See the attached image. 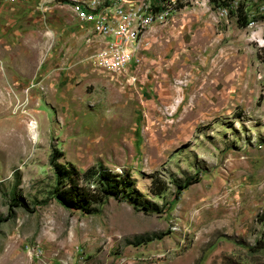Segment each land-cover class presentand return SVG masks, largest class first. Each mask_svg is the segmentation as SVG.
<instances>
[{
  "label": "rangeland",
  "instance_id": "obj_1",
  "mask_svg": "<svg viewBox=\"0 0 264 264\" xmlns=\"http://www.w3.org/2000/svg\"><path fill=\"white\" fill-rule=\"evenodd\" d=\"M71 6L0 0V264H264V0L182 1L119 73L92 61L111 24L85 43ZM51 157L128 173L156 211L63 208Z\"/></svg>",
  "mask_w": 264,
  "mask_h": 264
},
{
  "label": "trees",
  "instance_id": "obj_2",
  "mask_svg": "<svg viewBox=\"0 0 264 264\" xmlns=\"http://www.w3.org/2000/svg\"><path fill=\"white\" fill-rule=\"evenodd\" d=\"M238 18L236 20L239 27H243L246 16L241 12L240 7L237 10ZM248 24V20L245 26ZM260 59L264 61V48L258 52ZM49 165L52 168L54 176V186L51 190L53 200L63 208L70 211H77L82 214H91L94 212V206L100 204L103 200L112 197L115 200L128 199L133 208L142 212L156 211L157 207L148 201H139V195L133 193L132 187L134 180L126 172L113 174L101 165L87 168L79 173L71 165H62L56 162L53 157L50 158ZM198 182V177L185 179L174 184L175 193L178 195L183 189ZM165 187L162 181L152 178L149 185V192L153 196H158L164 191ZM13 208L27 210V205L22 200L13 199ZM10 215H7V219Z\"/></svg>",
  "mask_w": 264,
  "mask_h": 264
},
{
  "label": "built area",
  "instance_id": "obj_3",
  "mask_svg": "<svg viewBox=\"0 0 264 264\" xmlns=\"http://www.w3.org/2000/svg\"><path fill=\"white\" fill-rule=\"evenodd\" d=\"M18 1V0H9ZM75 19L84 31L85 43L91 36H98V29L104 23H111V33L106 39H98L92 54L96 67L109 73L124 71L136 59L143 41H139V32H146L150 26H143V19H151V25L157 21L154 11L140 8V1L123 0V6L116 11H109V4L116 0H81V7H73ZM165 0H156L157 7ZM127 37H134V44H127Z\"/></svg>",
  "mask_w": 264,
  "mask_h": 264
},
{
  "label": "bare ground",
  "instance_id": "obj_4",
  "mask_svg": "<svg viewBox=\"0 0 264 264\" xmlns=\"http://www.w3.org/2000/svg\"><path fill=\"white\" fill-rule=\"evenodd\" d=\"M182 1L184 0H165L163 3L159 4V7H157L156 0H141L140 8H144V10L146 11H154V18L158 20L159 17H162L166 13L175 9ZM119 3H123V0H116V3H110L109 7H114L116 5H119ZM73 7H74V0H73ZM105 24H111V23H104L102 27H104ZM143 26H151V19H143ZM145 33L146 32H139V36L142 38ZM127 44H128V37H127ZM263 45H264V40H263ZM166 99L168 100L167 97ZM180 102H181V98H179V101L176 104L179 105ZM36 137L37 136H35L34 140L36 139Z\"/></svg>",
  "mask_w": 264,
  "mask_h": 264
}]
</instances>
